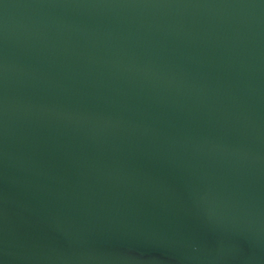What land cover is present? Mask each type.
<instances>
[{"label":"water","instance_id":"water-1","mask_svg":"<svg viewBox=\"0 0 264 264\" xmlns=\"http://www.w3.org/2000/svg\"><path fill=\"white\" fill-rule=\"evenodd\" d=\"M0 264H264V0H0Z\"/></svg>","mask_w":264,"mask_h":264}]
</instances>
